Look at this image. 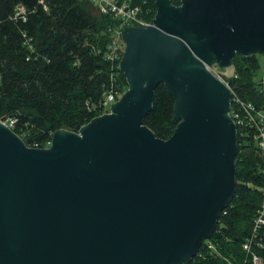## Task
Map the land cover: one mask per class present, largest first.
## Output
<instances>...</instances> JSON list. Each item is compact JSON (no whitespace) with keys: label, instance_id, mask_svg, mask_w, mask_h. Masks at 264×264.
<instances>
[{"label":"water","instance_id":"95a60500","mask_svg":"<svg viewBox=\"0 0 264 264\" xmlns=\"http://www.w3.org/2000/svg\"><path fill=\"white\" fill-rule=\"evenodd\" d=\"M126 28L128 90L111 114L29 149L0 123V264H188L237 184L232 92L207 67L264 55V0H155ZM164 83L169 141L143 125Z\"/></svg>","mask_w":264,"mask_h":264},{"label":"trees","instance_id":"16d2710c","mask_svg":"<svg viewBox=\"0 0 264 264\" xmlns=\"http://www.w3.org/2000/svg\"><path fill=\"white\" fill-rule=\"evenodd\" d=\"M133 1L150 9L146 19L157 11L155 0ZM171 1L180 5V0ZM116 25L89 0H0V119H17L15 132L26 143L41 146L56 131L78 132L90 123L103 111L111 89H128L123 72L105 56ZM232 66L235 77L228 83L235 94L263 108L258 87L262 61L237 56ZM155 97L143 125L169 141L178 128L173 121L176 102L164 83ZM246 133L239 139L233 201L211 237L217 251L202 248L188 264H241L246 258L242 246L264 199L262 158L254 132ZM258 254L264 260V248Z\"/></svg>","mask_w":264,"mask_h":264},{"label":"built area","instance_id":"2783aa9c","mask_svg":"<svg viewBox=\"0 0 264 264\" xmlns=\"http://www.w3.org/2000/svg\"><path fill=\"white\" fill-rule=\"evenodd\" d=\"M89 1L96 7V10L99 14L112 16L114 19L118 21V25H116L111 29V39L110 42L108 43L105 56L108 61L112 62L117 68L120 69V63L122 62V59L126 52V44L123 40V33L125 29L136 28V27L148 28L154 26V21L156 19L157 11L151 19H146L145 16H149L151 13L150 9L145 10L142 7V5L135 3V1L133 0H124V1L89 0ZM180 6H181V0H180V5H178V7ZM258 55L260 54H255L252 56H258ZM237 56H241V55H237ZM252 56H245V57H252ZM216 67L217 66H212L207 68L210 72H212V74H214L218 79H220L224 84H226L232 92L229 116L236 126V133L238 138V151H239V139L241 138V140L243 141V138L247 136L246 131L252 130L254 132V140L256 142V145L259 149L262 158L260 172L261 175L264 177V106L261 109L257 108L254 103L245 101L241 97L236 95L234 90L228 83V80L216 72ZM258 87L260 90V94L263 96L264 99V69L262 71L261 76L258 79ZM127 90L118 91L115 89H111L106 94L105 99L103 101V111L95 118H93V120L106 115H110L112 106L120 102V100L123 98ZM0 123L4 124L6 127H8L12 132H14L17 136H19L23 140L22 136L18 135L15 132L17 119L2 118L0 119ZM25 144L29 149L47 150L50 149L52 146V138L43 146H41L39 143L28 144L25 142ZM261 190L264 195V185ZM225 210L222 213L226 214ZM202 248L203 250L207 249V251L210 252V254H212V251L214 252L217 251L211 238L206 239L202 243L197 254H199L200 249ZM263 248H264V199L254 219L252 232L243 243L242 249L246 254L245 255L246 258L244 262L241 264H263L264 263L263 257L260 254H258V250H261ZM202 255L203 253H200V256Z\"/></svg>","mask_w":264,"mask_h":264},{"label":"rangeland","instance_id":"374dc122","mask_svg":"<svg viewBox=\"0 0 264 264\" xmlns=\"http://www.w3.org/2000/svg\"><path fill=\"white\" fill-rule=\"evenodd\" d=\"M257 57L262 61V64L264 65V56L258 55ZM263 69H264V66H263ZM216 72L218 74L222 75L223 77H225L227 80L235 77V70H234L233 66H229L227 68H221V67L217 66Z\"/></svg>","mask_w":264,"mask_h":264},{"label":"bare ground","instance_id":"6f19581e","mask_svg":"<svg viewBox=\"0 0 264 264\" xmlns=\"http://www.w3.org/2000/svg\"><path fill=\"white\" fill-rule=\"evenodd\" d=\"M262 176V175H261ZM262 178H263V181H264V177L262 176Z\"/></svg>","mask_w":264,"mask_h":264}]
</instances>
